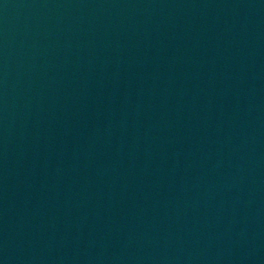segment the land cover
I'll list each match as a JSON object with an SVG mask.
<instances>
[{
  "label": "water",
  "instance_id": "water-1",
  "mask_svg": "<svg viewBox=\"0 0 264 264\" xmlns=\"http://www.w3.org/2000/svg\"><path fill=\"white\" fill-rule=\"evenodd\" d=\"M0 264H264V0H0Z\"/></svg>",
  "mask_w": 264,
  "mask_h": 264
}]
</instances>
